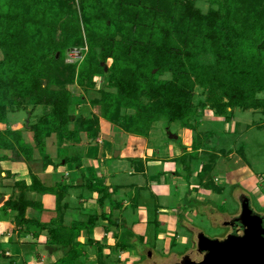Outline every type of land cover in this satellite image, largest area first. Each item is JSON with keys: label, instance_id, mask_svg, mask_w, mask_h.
<instances>
[{"label": "trees", "instance_id": "1", "mask_svg": "<svg viewBox=\"0 0 264 264\" xmlns=\"http://www.w3.org/2000/svg\"><path fill=\"white\" fill-rule=\"evenodd\" d=\"M79 1L75 9L76 0H0V124L7 126L0 147L11 151L13 160L31 162L38 151L46 167L53 163L48 139L56 136L58 147L74 150L83 136L88 142L100 136L101 118L144 138L159 122L167 128L179 124L193 132L198 151L197 88L205 94L203 108L227 122L237 110H264L259 97L264 94V0H213L219 8L207 13L194 0ZM85 42L89 53L83 62L66 64L67 50ZM97 77L103 79L100 89ZM21 111L30 116L26 131L33 134L32 144L9 126V116ZM81 158L70 155L65 161L81 170ZM214 168L204 166L201 184L221 192L210 178ZM32 180L30 186L16 184L20 195L3 207L28 230L27 210L35 203L26 193L47 192L35 176ZM62 198L57 195L58 205ZM96 220L48 229L50 245L66 250L62 262L76 264L86 256L77 239ZM103 251L100 246L101 264Z\"/></svg>", "mask_w": 264, "mask_h": 264}, {"label": "crops", "instance_id": "2", "mask_svg": "<svg viewBox=\"0 0 264 264\" xmlns=\"http://www.w3.org/2000/svg\"><path fill=\"white\" fill-rule=\"evenodd\" d=\"M202 110L210 114L204 117H208V120L203 119L200 114ZM199 116V134L214 135L206 125L208 130H202L204 120H223L227 134H236L239 130L233 119L227 122L209 108L199 109ZM18 118L12 114L9 116L10 128L23 132L25 141L32 144L33 134L26 131L30 116L24 122ZM161 123L165 124L159 122L150 136L144 138L123 133L101 118L100 136L89 142L83 136L81 144L75 146L74 150L58 147L57 138L53 136L47 140L49 152L48 143L55 139V152L48 153L53 163L46 167L38 151H35L31 162L15 161L11 151L0 147V264L6 259L9 264H58L61 256L66 255V250L58 245H50L48 229L86 226L90 217L98 218L95 226L83 229L77 241L84 244L86 256L83 258L88 263L93 261L91 264H101L98 255L100 246L104 248L105 257L102 264H120L126 249H134L141 256V251L149 249V227L154 229L157 241L168 242L175 237L172 249L177 243H187L188 237L183 238L176 231L177 218L182 217L188 220L187 224L192 223L189 220L191 213L204 211L202 207L212 204L214 194L222 195V179L214 175L217 165L230 163L233 156L239 157L242 165L246 164L239 151L228 149L219 142L213 151L201 142L200 149L196 151L193 148V132L189 128L174 124L178 129V133L174 134L170 130L173 125L167 128L165 124L164 131ZM6 128V125L0 124V134ZM106 137L110 140H106ZM62 149H67L64 155L61 154ZM70 155L82 157L81 170L74 164L66 163L65 159ZM205 165H215L210 178L217 177L214 178L215 185L221 192L202 186L200 175ZM234 165H238V162H234ZM32 176L47 188V192L26 193L27 200L35 203L34 208L27 210V218L32 220L28 230L18 227L16 214L3 207L11 197L20 195L21 189L16 184L26 183L30 186ZM126 176L129 178L127 181L123 179ZM57 195L63 196L59 205ZM104 196L107 198L103 199ZM162 198L173 200L178 206L162 207ZM151 200H155L153 206ZM153 210L154 214L151 215ZM130 218H134L133 223H130ZM187 224L185 227L190 229ZM128 242L134 243L135 247L128 246L131 245ZM57 252L60 256H54ZM139 256L135 255V258L139 260ZM127 264H131V261Z\"/></svg>", "mask_w": 264, "mask_h": 264}, {"label": "rangeland", "instance_id": "3", "mask_svg": "<svg viewBox=\"0 0 264 264\" xmlns=\"http://www.w3.org/2000/svg\"><path fill=\"white\" fill-rule=\"evenodd\" d=\"M194 1L196 3V7L203 13H207L211 9L219 8V5L213 2V0ZM76 2V6L74 7L75 9L79 7L80 1L76 0ZM88 53L89 46L87 42H85L84 46L71 48L67 50L65 54L66 64L80 65ZM2 57V53L0 52V59H2ZM110 65L111 61L107 64L106 70H108ZM166 78H170V76L167 75ZM95 80L97 82V87L99 89L102 88L103 79L97 77ZM71 90L77 96H84L78 87H71ZM259 97L264 98V94L260 95ZM194 98L195 105L200 107V110L203 109L205 103L204 91L200 88H197ZM77 99H80V97ZM82 107H84L83 104ZM88 108L90 109V107ZM200 114H202L203 119L207 120L208 117H204H206V115H210L208 111L203 110L200 111ZM28 115L29 114L24 111L12 114L13 117H19L18 119H20V122L27 121ZM207 122L204 120V127H202V130H208V127L214 132V135H206L205 133L200 134V140L202 143H206V146L208 147L207 149L211 151L215 150V145H217L218 142L219 144L222 143V145L225 144L223 146H226L228 149H235L239 151L242 154L244 163L246 165H242V161L236 156L231 158L230 163L217 165V168L214 170V175H219L222 179V195L218 196L214 194L212 204H206L201 209L204 210L202 212L205 213H202L201 211H196L195 214L191 213L189 215V220L192 223L187 224V219H182V217L177 218L178 229H175L177 228L176 226H174V229L179 233V236H184L183 238L188 237L189 240L187 243H177L174 249H172L173 242H175V237H172V239H170L168 242L157 241L156 235L153 231L154 229L149 227V233L147 237L149 242L147 245L150 250L144 249L141 251V256H139L140 253H138V255L134 249H126L120 264H127L129 261H131V264H176L180 262L182 255L185 253L190 254L193 261L199 262L202 257L196 250L198 244V234L200 232L204 233L211 239H216L227 234V229L222 226V223L229 221L232 218L233 213L235 215L240 212L238 199L241 194H244L250 198L252 197L253 209L257 214L264 216V110L261 109L257 112L253 110L248 112H242L239 110L235 111L233 122H236L235 124H237L239 129L236 134H227V132L224 130L225 123L223 120L220 122ZM161 125L163 126L162 129L164 130L165 124L161 123ZM205 125L207 127H205ZM170 130L174 134L178 133L176 125H173ZM28 137L31 138V135L28 134ZM106 140H110V138L106 137ZM53 141L55 143V139L49 141L48 143L49 152L47 148V154H53L55 152ZM66 151L67 149H62L61 154L66 153ZM234 162H238V165H234ZM216 176H214L213 179L217 178ZM123 179H125V181L129 180L128 176L123 177ZM217 182L221 183L219 180ZM154 201L155 200L150 201L152 206ZM176 205L177 203L173 200H167V198L161 199L162 207L173 208L178 206ZM215 211L216 213L214 214ZM153 214L154 210L151 215ZM211 217H214L215 219H211ZM134 218H130V223H133ZM185 223L190 225V229L185 227ZM131 225L132 224H130V226ZM163 230L167 231L168 228H163ZM128 244H131L128 245L130 247H135L134 243L128 242ZM130 254L132 256H129ZM135 255L136 257L139 256L140 259L137 260ZM54 256H60V254L57 252ZM65 257L66 256L62 255L58 261V264H65L61 261ZM65 260L67 262H71L69 261L68 257ZM82 260H84V258L81 256L76 264H91L93 262L91 261L88 263L86 259L84 261ZM2 263L9 264V261L7 259L2 260Z\"/></svg>", "mask_w": 264, "mask_h": 264}, {"label": "water", "instance_id": "4", "mask_svg": "<svg viewBox=\"0 0 264 264\" xmlns=\"http://www.w3.org/2000/svg\"><path fill=\"white\" fill-rule=\"evenodd\" d=\"M238 221L245 227L243 235L219 240L200 233L197 251L202 260L196 262L187 255L181 264H264V217L256 214L246 199Z\"/></svg>", "mask_w": 264, "mask_h": 264}, {"label": "flooded vegetation", "instance_id": "5", "mask_svg": "<svg viewBox=\"0 0 264 264\" xmlns=\"http://www.w3.org/2000/svg\"><path fill=\"white\" fill-rule=\"evenodd\" d=\"M246 199L248 200V202L250 203V205H251V208L253 209V199H252V197L250 198V197H247V196H245L244 194H241L240 196H239V199H238V201H239V213H237V214H235L234 215V213L232 214L233 216H232V218L229 220V221H226V222H223L222 223V226L225 228V229H227V234H225L224 236H222V237H219V238H216V239H219V240H224L225 238H227L228 236H230V235H243V233H244V231H245V227L238 221V218L241 216V214H242V200L243 201H246ZM253 211L255 212V210L253 209ZM216 213V211L214 212V214ZM256 213V212H255ZM257 214V213H256ZM260 216H262V215H260ZM262 217H264V216H262ZM211 219H215L214 217H211ZM221 225V224H220ZM200 234V233H199ZM196 250H198V244H197V249ZM198 252V251H197ZM199 254V253H198ZM187 255H190V254H187V253H185V254H183L182 255V258H181V260H180V262L179 263H176V264H181L182 263V261L184 260V258L187 256ZM201 257H202V255H201ZM203 258V257H202ZM202 260V259H201ZM200 260V261H201Z\"/></svg>", "mask_w": 264, "mask_h": 264}]
</instances>
